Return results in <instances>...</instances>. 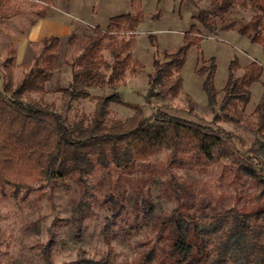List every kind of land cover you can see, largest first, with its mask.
I'll return each mask as SVG.
<instances>
[{
  "label": "rangeland",
  "instance_id": "374dc122",
  "mask_svg": "<svg viewBox=\"0 0 264 264\" xmlns=\"http://www.w3.org/2000/svg\"><path fill=\"white\" fill-rule=\"evenodd\" d=\"M195 1L200 8L214 12L213 0ZM2 5L7 12L18 10L22 14L11 20L0 18V91H4L10 75L17 84L30 70L44 65L43 39L28 43L22 55L18 54L17 44L33 34L38 21L50 20L66 31L61 30L58 35L60 43L53 50L54 72L46 84L43 99L71 124L91 119L97 96L117 92L122 103L110 107L109 121L125 120L133 115L131 105H139L145 117H153L161 109L231 134L238 152L259 155L264 161V138L243 123L221 117L219 107L212 108L208 103L203 88L206 75L198 73L209 60H215L214 84L220 103L231 62L238 59L245 66L256 60L264 67L263 47L237 30L208 32L197 23L198 12L192 3L182 0H2ZM138 10L144 13L143 22L134 30L118 33L120 39L131 40L132 59L124 83L115 91L107 86L91 87L88 99L63 98L59 89L71 84L76 69L73 62L86 51L87 41L95 36V28L105 30L111 17ZM255 13L252 8L236 4L225 15L215 14V20H249ZM194 24L200 29V47L194 45L187 52L180 73L181 90L176 95L164 93L147 98L154 60L163 62L165 53L176 52L185 45V35ZM108 41L102 45L100 55L113 62L114 54L106 48ZM241 73L240 70L238 75ZM251 93L249 105L239 109L254 122V110L264 94V72L252 85ZM32 96L41 97L40 94ZM66 183L68 188L47 179L33 178L19 186L0 184V264H46L42 250L49 240L53 241L54 264H89L90 260H102L109 246L113 248L115 264L133 263L141 251L150 248L158 258L170 243L171 223L166 218L183 214L186 218L207 220L222 208L248 206L255 190L254 182L239 169L237 162L222 159L212 166L188 168L172 163L169 150L139 163L132 175L115 169H98L88 176L86 184L77 174ZM110 195L122 203L125 211L111 231L106 232V220L112 214L106 201Z\"/></svg>",
  "mask_w": 264,
  "mask_h": 264
},
{
  "label": "trees",
  "instance_id": "16d2710c",
  "mask_svg": "<svg viewBox=\"0 0 264 264\" xmlns=\"http://www.w3.org/2000/svg\"><path fill=\"white\" fill-rule=\"evenodd\" d=\"M186 1L196 7L195 19L208 32L237 30L251 42L260 44L264 51V0H213L214 12L200 8L195 0H182ZM236 4L252 8L256 13L249 20H215V14L225 15ZM144 18V13L138 10L111 17L105 30L96 27L95 36L87 41L86 51L73 62L76 69L71 84L59 89L63 98L88 99L91 87L117 90L124 83L132 59L131 40L120 39L118 33L136 29ZM199 35L197 24L192 25L185 35V45L176 52L165 53L163 62L154 60L147 98L178 94L183 85L180 73L187 52L194 45L200 47ZM74 37L72 34L70 38ZM106 39H109L106 48L114 54L113 62L100 55ZM59 43L58 36L45 38L42 41L44 65L30 70L17 84L10 75L4 91H0V184L19 186L33 178H42L68 188L69 177L77 174L86 184L88 176L98 169H115L132 175L139 163L163 150L170 151L172 163L188 168L208 167L228 159L237 162L239 169L255 184L248 206L222 208L207 220L171 215L166 218L171 223L170 243L161 255L157 258L150 248L141 251L135 262L126 264H264V161L261 157L238 152L231 134L161 109L153 117H145L139 105H131L133 115L125 120L109 121L110 107L122 103L117 92L97 96L91 119L71 124L43 99L46 84L54 72L53 50ZM240 70L242 73L238 75ZM263 72V65L256 60L241 66L234 59L219 103L214 84L215 60H209V64L198 70L206 75L203 88L209 105L218 106L221 117L243 123L262 138L264 94L254 110L256 121L246 118L239 107L249 105L251 87ZM32 94L41 97L37 99ZM106 201L112 214L106 220L105 231L110 232L125 208L113 195ZM79 224L81 227L82 219ZM52 245L53 241L49 240L42 250L46 264H54ZM88 263L115 264L113 248L109 246L104 259Z\"/></svg>",
  "mask_w": 264,
  "mask_h": 264
},
{
  "label": "crops",
  "instance_id": "0c3cea01",
  "mask_svg": "<svg viewBox=\"0 0 264 264\" xmlns=\"http://www.w3.org/2000/svg\"><path fill=\"white\" fill-rule=\"evenodd\" d=\"M0 11L4 14H0V18L2 20H11L18 16H20L22 13L18 10H10V12H7L8 10H4V6L2 5V0H0ZM0 12V13H1ZM61 26H58L56 23L51 22L50 20L45 21H38L37 25L33 28V34L30 37H23L20 41L18 46V54L22 55L28 45L31 41H38L41 39H45L51 36H58L61 32ZM62 31H66L65 28H63ZM42 40V41H43Z\"/></svg>",
  "mask_w": 264,
  "mask_h": 264
}]
</instances>
